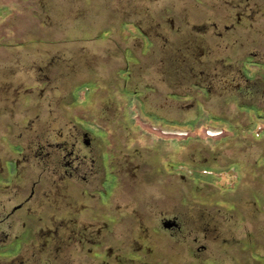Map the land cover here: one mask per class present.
Listing matches in <instances>:
<instances>
[{
    "label": "flooded vegetation",
    "instance_id": "1",
    "mask_svg": "<svg viewBox=\"0 0 264 264\" xmlns=\"http://www.w3.org/2000/svg\"><path fill=\"white\" fill-rule=\"evenodd\" d=\"M31 3L0 40V264H264V0Z\"/></svg>",
    "mask_w": 264,
    "mask_h": 264
},
{
    "label": "rangeland",
    "instance_id": "2",
    "mask_svg": "<svg viewBox=\"0 0 264 264\" xmlns=\"http://www.w3.org/2000/svg\"><path fill=\"white\" fill-rule=\"evenodd\" d=\"M32 11V3L31 0H0V40L4 37L8 38H15L16 32H21V37L26 40H30L33 37H36V34L29 31L26 26H28L27 22L33 20V17L31 16L30 12ZM13 16V17H12ZM18 19V21L24 22L23 28H15L12 26V18ZM10 18V19H9ZM7 21V24L4 23ZM18 37V36H17ZM20 37V36H19ZM2 41V40H1ZM3 46L0 44V50ZM186 130L184 132H189L193 130V126H186ZM190 130V131H189ZM148 132H151L148 130ZM155 135L152 133V136L150 138V142L153 143L155 141ZM176 140L168 139L167 141V148L170 150L173 148H178L179 146L176 145ZM190 143V140H187L185 138L183 146L180 145L184 151L187 148V145ZM225 208L230 209L234 208L233 203H226ZM262 254L264 255V248L261 250ZM255 254V253H254ZM256 255V254H255Z\"/></svg>",
    "mask_w": 264,
    "mask_h": 264
}]
</instances>
